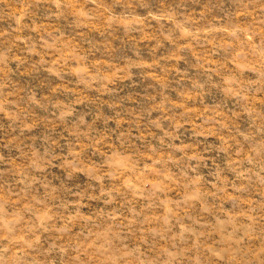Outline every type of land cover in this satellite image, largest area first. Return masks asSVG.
<instances>
[{
    "label": "rangeland",
    "instance_id": "rangeland-1",
    "mask_svg": "<svg viewBox=\"0 0 264 264\" xmlns=\"http://www.w3.org/2000/svg\"><path fill=\"white\" fill-rule=\"evenodd\" d=\"M0 264H264V0H0Z\"/></svg>",
    "mask_w": 264,
    "mask_h": 264
}]
</instances>
